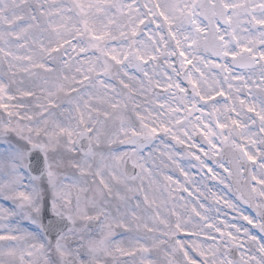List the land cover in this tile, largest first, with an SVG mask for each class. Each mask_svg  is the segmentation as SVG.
<instances>
[{
  "label": "snow or ice",
  "instance_id": "obj_1",
  "mask_svg": "<svg viewBox=\"0 0 264 264\" xmlns=\"http://www.w3.org/2000/svg\"><path fill=\"white\" fill-rule=\"evenodd\" d=\"M0 264H264V0H0Z\"/></svg>",
  "mask_w": 264,
  "mask_h": 264
}]
</instances>
